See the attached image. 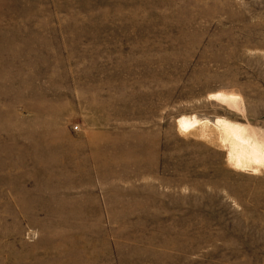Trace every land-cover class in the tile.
<instances>
[{
	"label": "rangeland",
	"instance_id": "374dc122",
	"mask_svg": "<svg viewBox=\"0 0 264 264\" xmlns=\"http://www.w3.org/2000/svg\"><path fill=\"white\" fill-rule=\"evenodd\" d=\"M217 119L264 132V0H0V264H264Z\"/></svg>",
	"mask_w": 264,
	"mask_h": 264
},
{
	"label": "bare ground",
	"instance_id": "6f19581e",
	"mask_svg": "<svg viewBox=\"0 0 264 264\" xmlns=\"http://www.w3.org/2000/svg\"><path fill=\"white\" fill-rule=\"evenodd\" d=\"M201 123L204 121L195 117H182L177 121L178 129L184 133L194 130ZM213 126L220 129L224 142L230 144L228 158L235 167L238 169L252 168L253 170L264 168V132H257L253 129L254 127L251 129L250 126L249 128L226 119H217Z\"/></svg>",
	"mask_w": 264,
	"mask_h": 264
}]
</instances>
